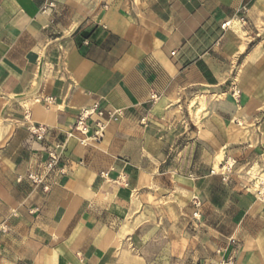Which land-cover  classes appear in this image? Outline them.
Instances as JSON below:
<instances>
[{"label": "crops", "instance_id": "0c3cea01", "mask_svg": "<svg viewBox=\"0 0 264 264\" xmlns=\"http://www.w3.org/2000/svg\"><path fill=\"white\" fill-rule=\"evenodd\" d=\"M96 103L121 111L103 139L69 136ZM227 157L264 164V0H0V264H159L160 236L169 261L264 264Z\"/></svg>", "mask_w": 264, "mask_h": 264}, {"label": "built area", "instance_id": "2783aa9c", "mask_svg": "<svg viewBox=\"0 0 264 264\" xmlns=\"http://www.w3.org/2000/svg\"><path fill=\"white\" fill-rule=\"evenodd\" d=\"M55 8L54 3H49L44 10ZM247 26V20L245 17H238L232 20H228L223 23L222 30L226 31L234 27ZM121 111H108L103 104L96 103L92 107L81 110L77 116L73 125L72 131L69 136L78 135V137L84 142L95 141L100 142L103 139L104 132L109 122L117 115H120ZM92 121V126L90 122ZM94 129V135L90 137L91 129ZM29 132L36 137L38 141L45 140L48 129L42 124H30L28 126ZM60 148L59 144H54L47 152V158L44 163L43 173H37L29 171L26 175L27 180L34 186H39L44 192H49L50 184L49 177L51 174L60 169ZM63 173V170L60 169ZM108 173H101L100 176L104 179L108 178ZM211 175H219L224 183H229L234 176H237L241 180L242 189L252 194L255 199L264 206V164L259 161L250 162L244 166H239L238 162L233 157L225 158L217 169L211 170ZM22 180V178H19ZM192 205L195 209L193 218L198 220L201 217L200 209L202 203L199 199L192 200ZM219 264H235L233 258H224Z\"/></svg>", "mask_w": 264, "mask_h": 264}, {"label": "rangeland", "instance_id": "374dc122", "mask_svg": "<svg viewBox=\"0 0 264 264\" xmlns=\"http://www.w3.org/2000/svg\"><path fill=\"white\" fill-rule=\"evenodd\" d=\"M192 233H194V231H192ZM161 237V238H160ZM160 241H159V244L157 246H154L150 249V251L153 250V252L155 253H159L160 254V257H161V261H159V264H188L189 262H179V261H169L167 260L166 258L168 257V247H167V243L165 242L164 239H162V236H160ZM194 255V253H193ZM195 256V255H194ZM196 260H191V263L192 264H200V262H196Z\"/></svg>", "mask_w": 264, "mask_h": 264}]
</instances>
